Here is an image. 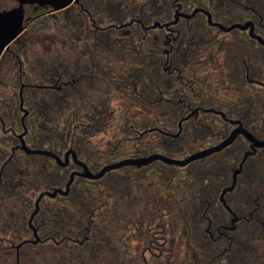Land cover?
Masks as SVG:
<instances>
[{"label":"flooded vegetation","instance_id":"flooded-vegetation-1","mask_svg":"<svg viewBox=\"0 0 264 264\" xmlns=\"http://www.w3.org/2000/svg\"><path fill=\"white\" fill-rule=\"evenodd\" d=\"M39 14L62 44L30 37ZM42 226L112 264H264V0L26 5L0 53V240L18 257Z\"/></svg>","mask_w":264,"mask_h":264},{"label":"trees","instance_id":"trees-1","mask_svg":"<svg viewBox=\"0 0 264 264\" xmlns=\"http://www.w3.org/2000/svg\"><path fill=\"white\" fill-rule=\"evenodd\" d=\"M42 7L38 6L36 12H40ZM47 17L37 16V18H31L30 22H43ZM44 214V213H42ZM78 215V213H77ZM79 221L78 217H75L71 222ZM76 223V222H74ZM70 231L71 235L80 236L85 230L83 226H73L67 228ZM67 229H64L66 231ZM54 230L57 232H63L61 226L55 227ZM7 231L12 232V236L16 239H23L31 233V229L25 226L16 228V229H7ZM51 229L47 226H42L39 228L40 234L43 236L41 242H25L19 248V256L17 257V248L15 249V258L18 259V264H112V260L104 259L99 257L101 252L99 244L95 241L94 233H88L89 238L84 243H80L78 240L70 239L63 240L61 242H52L51 240H46L47 236L50 235ZM94 231V229H92ZM60 233V235H61ZM74 233V234H73ZM81 233V234H80ZM0 242H2L0 240ZM3 243V242H2ZM11 243V242H9ZM13 244V243H11ZM109 249V243L102 245ZM3 249L7 257L12 256L11 245H5L3 243ZM106 250V249H105Z\"/></svg>","mask_w":264,"mask_h":264},{"label":"water","instance_id":"water-1","mask_svg":"<svg viewBox=\"0 0 264 264\" xmlns=\"http://www.w3.org/2000/svg\"><path fill=\"white\" fill-rule=\"evenodd\" d=\"M17 1L18 4L11 8L8 9L0 8V53L3 50V48L23 29V21L25 18L26 5L38 3L41 5H51L54 9H59L66 6L73 0H17ZM37 209H38V205L37 208L34 210L33 214L37 211ZM38 239L39 236L31 240L37 241Z\"/></svg>","mask_w":264,"mask_h":264},{"label":"rangeland","instance_id":"rangeland-1","mask_svg":"<svg viewBox=\"0 0 264 264\" xmlns=\"http://www.w3.org/2000/svg\"><path fill=\"white\" fill-rule=\"evenodd\" d=\"M3 1L4 5L7 7L13 6L17 4L16 0H1ZM57 18L56 21L51 19V21H39L34 22L32 21L27 26V31L33 37L34 41L37 43H41L44 45H49L53 43L55 44H62L63 43V35H62V17H54ZM29 236H32V233H28ZM11 245V252H13L12 256L7 257L4 249L3 243L0 242V264H18V259L16 260L14 254L17 244H11L9 242H5V245ZM27 264V263H23Z\"/></svg>","mask_w":264,"mask_h":264}]
</instances>
